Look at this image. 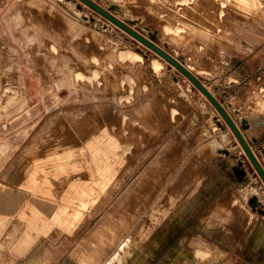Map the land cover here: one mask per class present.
I'll use <instances>...</instances> for the list:
<instances>
[{"label": "rangeland", "instance_id": "obj_1", "mask_svg": "<svg viewBox=\"0 0 264 264\" xmlns=\"http://www.w3.org/2000/svg\"><path fill=\"white\" fill-rule=\"evenodd\" d=\"M90 1L0 0V264H264V178L141 39L264 170V0Z\"/></svg>", "mask_w": 264, "mask_h": 264}, {"label": "water", "instance_id": "obj_2", "mask_svg": "<svg viewBox=\"0 0 264 264\" xmlns=\"http://www.w3.org/2000/svg\"><path fill=\"white\" fill-rule=\"evenodd\" d=\"M87 3H89L90 5H92L94 8L98 9L99 11H101L102 13H105L104 10H102L100 7L96 6L93 2H91L90 0H84ZM116 23H118L120 26L124 27L125 29L131 31L126 25H124L123 23H121L119 20L111 17ZM133 34H135L136 36L140 37L138 34H136L134 31H131ZM141 38V37H140ZM142 40H144L150 47H152L154 50H156L157 52H159L163 57H165L167 60H169L170 62H172L174 65H176L183 73H185L196 85H198V87L200 89H202V91H204V93L214 102V104L218 107V109L224 114V116L228 119L229 123L232 125V127L234 128V130L236 131V133L238 134L240 140L242 141V143L244 144L247 152L249 153L250 157L252 158V160L254 161L256 167L258 168L260 174L262 175V177L264 178V170L261 167L260 163L258 162V160L256 159V156L254 155L252 149L248 146V144L246 143L244 137L242 136V134L239 132L237 126L234 124V122L230 119V117L227 115V113L225 112V110L222 108V106L217 102V100L215 99V97L208 91V89L200 82V80L198 78H196L185 66H183L180 62H178L176 59H174L172 56H170L168 53H166L165 51H163L162 49H160L159 47H157L155 44H153L152 42H149L143 38H141ZM257 198L253 197L251 199V203L252 204H256ZM259 211L264 215V209H259Z\"/></svg>", "mask_w": 264, "mask_h": 264}, {"label": "bare ground", "instance_id": "obj_3", "mask_svg": "<svg viewBox=\"0 0 264 264\" xmlns=\"http://www.w3.org/2000/svg\"><path fill=\"white\" fill-rule=\"evenodd\" d=\"M119 57L122 58V59H127V58H130V60L132 61H135V60H138V59H141V56L139 54H136L135 52L131 51V50H121L119 52ZM5 94V93H4ZM3 94V95H4ZM262 96V95H261ZM259 103V101H258ZM259 113V112H258ZM196 121V119H195ZM203 135L205 137L209 136V130L208 129H204L203 130ZM202 135V136H203ZM213 144H215V147L219 150L220 153H225L227 154L229 151L226 147L220 145L221 141L216 139V140H213L212 141ZM222 148H224L225 150H222ZM239 168V167H238ZM243 170V169H241ZM240 170V171H241ZM3 200V199H2ZM1 202V201H0ZM258 229V228H257ZM260 240L261 242H264V232L262 233L261 237H260ZM252 241V240H251ZM202 252V251H201ZM203 253V252H202ZM200 254V253H199Z\"/></svg>", "mask_w": 264, "mask_h": 264}, {"label": "crops", "instance_id": "obj_4", "mask_svg": "<svg viewBox=\"0 0 264 264\" xmlns=\"http://www.w3.org/2000/svg\"><path fill=\"white\" fill-rule=\"evenodd\" d=\"M218 150V149H217ZM219 151V150H218ZM260 202V200L259 199H257V201H256V204H258Z\"/></svg>", "mask_w": 264, "mask_h": 264}]
</instances>
